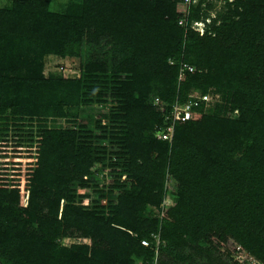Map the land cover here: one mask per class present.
I'll list each match as a JSON object with an SVG mask.
<instances>
[{
	"label": "trees",
	"instance_id": "1",
	"mask_svg": "<svg viewBox=\"0 0 264 264\" xmlns=\"http://www.w3.org/2000/svg\"><path fill=\"white\" fill-rule=\"evenodd\" d=\"M179 1L0 6V264H264V0ZM193 91L220 99L157 139Z\"/></svg>",
	"mask_w": 264,
	"mask_h": 264
},
{
	"label": "built area",
	"instance_id": "2",
	"mask_svg": "<svg viewBox=\"0 0 264 264\" xmlns=\"http://www.w3.org/2000/svg\"><path fill=\"white\" fill-rule=\"evenodd\" d=\"M197 0H180L178 2V8L181 12L186 11V7L191 2H196ZM182 20L179 22L181 23ZM200 33L203 31V22L196 21L192 25ZM194 67L188 63L182 62L179 67L178 79L180 80L185 71H193ZM218 100V98L216 99ZM216 100H213L209 93H198L191 92L184 101L175 100L169 107L163 106L161 101L155 97L154 103L159 106L160 111L163 113V126L154 132V136L157 139L165 140L170 142L173 135L174 124L177 121H183L191 119L194 114H200L202 111L199 110V107L202 106L204 109L213 104ZM237 113V110L234 111V114ZM102 175V173L100 174ZM167 181L173 182L171 177H167ZM171 203V202H170ZM164 205H168V200H163ZM151 242H154L155 252L157 251L158 244L160 243V238L157 233H151L150 239L143 238L140 240V243L144 246H148ZM233 259L242 263V264H263L261 261L250 255L240 246L232 254Z\"/></svg>",
	"mask_w": 264,
	"mask_h": 264
},
{
	"label": "rangeland",
	"instance_id": "3",
	"mask_svg": "<svg viewBox=\"0 0 264 264\" xmlns=\"http://www.w3.org/2000/svg\"><path fill=\"white\" fill-rule=\"evenodd\" d=\"M11 1L12 0H0V6H7L11 3ZM68 1L70 0H50V8L53 10H59ZM216 3L217 5H219L220 1H216ZM211 12L213 13L214 10H212ZM57 64L60 65V67H62L60 70L62 71L64 76L74 77L77 76L79 73L76 68L70 65V62L68 60L65 59L62 60L54 56H51L47 59L46 68L44 69V72L48 73V71L56 69ZM208 93L211 95L213 100H216L217 98L218 100L220 99L219 94L214 92H208ZM110 169L111 167L107 166L106 164L102 171H99L98 173L94 174L95 181L99 183V185L109 183L110 178L113 177V173L111 172ZM101 173L102 175H100ZM165 186H166V194L164 199L168 200L170 204V202L172 201V192L174 190L173 182L167 181ZM78 193L81 194L82 197L81 199L82 201H84V203L95 198V192L92 190L91 187L79 189ZM85 195L89 197H86Z\"/></svg>",
	"mask_w": 264,
	"mask_h": 264
}]
</instances>
